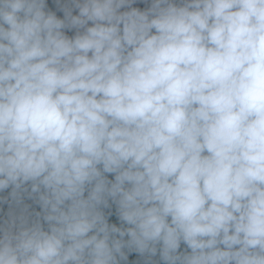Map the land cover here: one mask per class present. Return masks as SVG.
<instances>
[{"label": "clouds", "instance_id": "clouds-1", "mask_svg": "<svg viewBox=\"0 0 264 264\" xmlns=\"http://www.w3.org/2000/svg\"><path fill=\"white\" fill-rule=\"evenodd\" d=\"M0 264H264V0H0Z\"/></svg>", "mask_w": 264, "mask_h": 264}]
</instances>
